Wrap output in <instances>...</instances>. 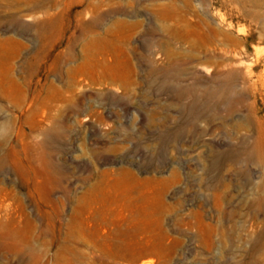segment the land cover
<instances>
[{
  "label": "rangeland",
  "instance_id": "374dc122",
  "mask_svg": "<svg viewBox=\"0 0 264 264\" xmlns=\"http://www.w3.org/2000/svg\"><path fill=\"white\" fill-rule=\"evenodd\" d=\"M0 230V264H264V0H0Z\"/></svg>",
  "mask_w": 264,
  "mask_h": 264
},
{
  "label": "bare ground",
  "instance_id": "6f19581e",
  "mask_svg": "<svg viewBox=\"0 0 264 264\" xmlns=\"http://www.w3.org/2000/svg\"><path fill=\"white\" fill-rule=\"evenodd\" d=\"M108 185H112L110 182H108ZM111 187H115V186H111ZM111 187L109 189H111ZM86 222V221H85ZM29 227L32 228V223L31 221H28ZM86 224V223H85ZM5 228V227H4ZM22 227L20 226L19 222L16 220H12L8 223V229L7 232H21ZM5 232V231H4ZM27 233V232H26ZM9 234V233H8ZM1 237H4V233L2 234V231L0 230V239ZM10 237V236H9ZM15 237V236H14ZM10 240V239H9ZM4 241V240H3ZM6 242V241H4ZM2 246V245H1ZM9 250H18L16 246L12 247Z\"/></svg>",
  "mask_w": 264,
  "mask_h": 264
}]
</instances>
